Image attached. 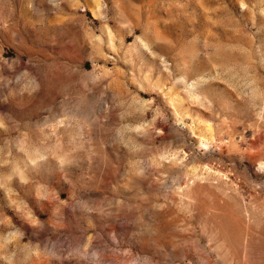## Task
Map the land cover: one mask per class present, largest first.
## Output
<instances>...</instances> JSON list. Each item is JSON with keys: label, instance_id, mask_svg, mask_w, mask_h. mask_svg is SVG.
Segmentation results:
<instances>
[{"label": "rangeland", "instance_id": "obj_1", "mask_svg": "<svg viewBox=\"0 0 264 264\" xmlns=\"http://www.w3.org/2000/svg\"><path fill=\"white\" fill-rule=\"evenodd\" d=\"M0 264H264V0H0Z\"/></svg>", "mask_w": 264, "mask_h": 264}]
</instances>
